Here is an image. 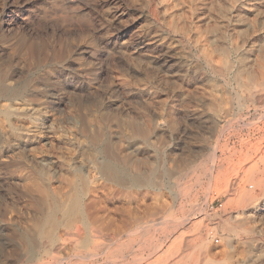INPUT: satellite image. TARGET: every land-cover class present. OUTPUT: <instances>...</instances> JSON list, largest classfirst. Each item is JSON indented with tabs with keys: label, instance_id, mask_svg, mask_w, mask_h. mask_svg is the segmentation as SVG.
<instances>
[{
	"label": "rangeland",
	"instance_id": "rangeland-1",
	"mask_svg": "<svg viewBox=\"0 0 264 264\" xmlns=\"http://www.w3.org/2000/svg\"><path fill=\"white\" fill-rule=\"evenodd\" d=\"M263 175L264 0H0V264H264Z\"/></svg>",
	"mask_w": 264,
	"mask_h": 264
},
{
	"label": "bare ground",
	"instance_id": "bare-ground-1",
	"mask_svg": "<svg viewBox=\"0 0 264 264\" xmlns=\"http://www.w3.org/2000/svg\"><path fill=\"white\" fill-rule=\"evenodd\" d=\"M214 158H215V156H214ZM107 162H108V161H106V163H107ZM115 163H116V162H115ZM112 164H114V163H112ZM112 164H109V163H107V164H103V166H102V171H103L104 173H106V174L109 173V175L112 174V172L115 173L116 168H115V170H114V167L112 166ZM214 164H215V163H214ZM122 169H123V168H122ZM118 171H119V169H118ZM125 172H126V171H125ZM104 173H103V174H104ZM115 175H116V174H115ZM252 176H253V175H252ZM263 176H264V175H263ZM108 177H109V176H108ZM113 177H115V176L113 175ZM116 177H117V176H116ZM250 177H251V176H250ZM256 177H257V176H256ZM119 178H120V177H119ZM124 178H125V177H124ZM131 178H132L131 180H133L134 183H138V178H137V177H135V176L132 177V176H131ZM79 179H81V178H79ZM82 179H83V178H82ZM108 179H109V178H108ZM120 179H121V178H120ZM127 179H128V178H127ZM254 179H255V178H254ZM110 180H112V179L110 178ZM114 180H115V179H114ZM251 180H252V179H251ZM118 181H119V180H118ZM77 182H78V181H77ZM81 182H82V181H81ZM141 183H142V182H141ZM250 183H251V182H250ZM260 183H261V182H260ZM41 184H42V183H41ZM85 184L88 185L87 183H85ZM77 185H79V184H77ZM142 185H143V184H142ZM249 185L251 186V184H249ZM73 186H74V185H73ZM90 186H91V185H90ZM133 186H134V185H133ZM136 186H137V185H136ZM149 186H150V185H149ZM258 186H261V185H258ZM44 187H45V186H44ZM76 188H77V187H76ZM45 189H46V188H45ZM77 189H78V188H77ZM81 189H82V188H81ZM83 189H84V188H83ZM83 189H82V190H83ZM257 189H258V188H257ZM75 191H76V190H75ZM86 191H87V190H86ZM86 191H85V192H86ZM252 191H253V190H252ZM263 191H264V190H263ZM80 192H82V191H80ZM47 194H48V192H47ZM77 194H79V193L77 192ZM252 195H253V194H252ZM46 196H47V195H46ZM73 196H75V194H74ZM245 196H248V195H245ZM253 196H254V195H253ZM82 197H83V196H82ZM250 197H252V196H250ZM74 198H75V197H74ZM83 198H84V197H83ZM86 198H87V197H86ZM54 199H55V198H54ZM56 199H58V198H56ZM80 199L82 200V198H80ZM244 199H245V198H244ZM58 200H59V199H58ZM71 200H72V199H71ZM87 200H88V199H87ZM72 201H74V200H72ZM55 202H56V201H55ZM67 202H68V201H67ZM74 202H75V204L78 206L79 203H80L79 198H77L76 201H74ZM87 202H88V201H87ZM254 202H255V201H254ZM83 203H84V202H83ZM83 203H82V204H83ZM58 204H60V203H58ZM62 204H64V203L62 202ZM66 204H67V203H66ZM72 204H73V203H72ZM251 204H252V203H251ZM255 204H256V203H255ZM258 204H259V203H258ZM55 205H56V204H55ZM69 205H70V204H69ZM84 205H85V203H84ZM84 205H82V206H84ZM249 205H250V204H249ZM247 206H248V205H247ZM257 206H258V205H257ZM68 207H70V206H67V208H68ZM56 208H57V207H56ZM56 208H55V209H56ZM60 208H61V206H60ZM62 208H63V207H62ZM71 209H72V208H71ZM82 209H83V207H82ZM57 210H58V209H57ZM72 210H73V209H72ZM65 211H66V210H65ZM65 211H64V212H65ZM75 211H76V210H75ZM49 212H50V210H49ZM52 212H53V211H52ZM61 212H63V210H62ZM70 212H71V211H70ZM250 212H251V211H250ZM253 212H254V211H253ZM256 212H257V211H256ZM54 213H55V212H54ZM56 213H57V212H56ZM67 213H68V210H67ZM72 213H74V212H72ZM76 213H77V212H76ZM78 213H79V212H78ZM248 213H249V212H248ZM63 214H64V213H63ZM46 215H48V212H47ZM46 215H45V216H46ZM65 215H66V213H65ZM82 215H83V214H82ZM82 215H81V216H82ZM247 215H248V214H247ZM251 215H252V213H251ZM54 216H55V214H54V215L49 214V216H48V221H46V222H50V223H51L52 220L54 219ZM72 216H73V215H72ZM77 216H78V215L76 214V217H75L76 219L78 218ZM84 216H85V215H84ZM57 217H58V216H57ZM57 217H56V218H57ZM63 217H64V216H63ZM88 217H89V216H88ZM88 217H87V218H88ZM68 218H69V215H68ZM73 218H74V216L72 217V219H73ZM70 219H71V218H70ZM72 219H71V220H72ZM84 219H85V218H84ZM244 219H245V218H244ZM246 219H247V218H246ZM45 220H46V219H45ZM58 220H59V219H58ZM88 220H89V219H88ZM55 221H56V220H55ZM59 221H60V220H59ZM73 221H74V219H73ZM79 221H80V220H79ZM162 221H163V220H162ZM69 222H70V221H69ZM71 222H72V221H71ZM77 222H78V221H77ZM88 222H89V221H88ZM164 222H165V221H164ZM38 223H39V222H38ZM61 223H63V222H61ZM78 223H79V222H78ZM83 223H84V221H83ZM67 224H68V223H67ZM71 224H72V223H71ZM156 224H157V223H156ZM161 224H162V223H161ZM35 225H36V224H35ZM39 225H40V224H39ZM63 225H64V224H63ZM78 225H79V224H76V226H78ZM164 225H165V224H164ZM44 226H45V224H44ZM67 226H68V225H67ZM67 226H66V227H67ZM35 227H37V226H35ZM50 227H52V226H50ZM56 227H57V226H55V228H56ZM79 227H80V226H79ZM38 228H39V227H38ZM38 228H37V229H38ZM62 228H63V227H62ZM49 229H50V228H49V226H48V231H49ZM58 229H59V228H58ZM58 229H55V230H58ZM75 229H77V228L75 227ZM51 230H52V229H51ZM232 230H233V229H232ZM48 231H47V232H48ZM53 231H54V230H53ZM61 231H63V230H61ZM230 231H231V230H230ZM47 232H46V233H47ZM50 232H51V231H50ZM214 232H215V231H214ZM231 232H232V231H231ZM242 232H243V231H242ZM43 233H44V232H43ZM43 233H42V235H43ZM54 233H55V232H54ZM61 233H62V232H61ZM61 233H60V235H61ZM66 233H69V232H66ZM72 233H73V232H72ZM76 233H77V232H76ZM211 233H212V232H211ZM215 233H216V232H215ZM50 234H51V233H50ZM52 234H53V233H52ZM56 234H57V231H56ZM58 234H59V233H58ZM62 234H63V233H62ZM180 234H181V233H180ZM218 234H219V233H218ZM218 234H217V235H218ZM38 235H39V234H38ZM40 235H41V234H40ZM42 235H41V236H42ZM46 235H47V234H46ZM74 235H75V233H74ZM215 235H216V234H215ZM71 236H72V235H71ZM213 236H214V235H213ZM220 236H221V235H220ZM44 237H45V236H44ZM50 237H51V236H50ZM52 237H53V236H52ZM52 237H51V238H52ZM61 237H62V236H61ZM61 237H60V238H61ZM66 237H67V236H66ZM66 237H65V238H66ZM214 237H215V236H214ZM70 238H71V237H70ZM70 238H69V239H70ZM72 238H73V237H72ZM211 238H212V237H211ZM28 239H29V238H28ZM43 239H45V238H43ZM48 240H51V239L48 238ZM48 240H46V242H47ZM62 240H63V239H62ZM26 241H28V240H26ZM44 241H45V240H44ZM60 241H61V240H60ZM64 241H65V240H64ZM84 241H85V240H84ZM30 242H31V241H30ZM53 242H54V241H53ZM62 242H63V241H62ZM87 242H88V241H87ZM159 242H160V241H159ZM43 244H46V243H43ZM48 244H49V243H48ZM62 244H63V243H62ZM62 244H61V245H62ZM65 244H66V243H65ZM28 245H29V244H28ZM28 245H27V246H28ZM30 245H31V244H30ZM40 245H41V244H40ZM51 245H52V244H51ZM57 245H58V244H57ZM57 245H55V246H57ZM31 246H32V245H31ZM43 246H44V245H43ZM49 246H50V245H49ZM52 246H53V245H52ZM52 246H51V247H52ZM58 246H59V245H58ZM155 246H156V245H155ZM29 247H30V246H29ZM156 247H157V246H156ZM181 247H182V246H181ZM207 247H208V246H207ZM44 248H45V247H44ZM47 248H48V247H47ZM61 248H62V247H61ZM214 248H215V247H214ZM214 248H213V249H214ZM29 249H30V248H29ZM40 249H41V248H40ZM49 250H50V249H49ZM207 250H208V249H207ZM211 252H212V251H211ZM30 253H31V252H30ZM33 253H34V252H33ZM214 253H216V252H214ZM28 254H29V253H28ZM38 254H39V253H38ZM40 254H41V253H40ZM206 254H207V253H206ZM31 255H32V253H31ZM35 255H36V254H35ZM185 255H186V253H185ZM188 255H190V254H188ZM202 255H203V253H202ZM26 257H27V256H26ZM182 257H183V256H182ZM201 257H202V256H201ZM226 257H227V256H226ZM142 258H143V257H142ZM145 258H146V257H145ZM195 258H196V257H195ZM180 259H181V258H180ZM193 259H194V258H193ZM201 259L203 260L204 258H201ZM29 260H30V258H29ZM134 260H135V259H134ZM137 260H138V259H137ZM184 260H185V258H184ZM191 260H192V259H191ZM202 260H201V261H202ZM129 261H130V260H129ZM135 261H136V260H135ZM182 261H183V260H182ZM205 261H206V260H205ZM217 261H218V260H217ZM223 261H224V260H223ZM131 262H132V261H131ZM136 262H138V261H136ZM186 262H187V261H186ZM208 262H211V261H208ZM212 262H213V261H212ZM212 262H211V263H212ZM220 262H221V261H220ZM134 263H135V262H134ZM217 263H218V262H217ZM224 263H225V262H224ZM224 263H223V264H224ZM128 264H129V263H128ZM184 264H185V263H184ZM203 264H205V263H203Z\"/></svg>",
	"mask_w": 264,
	"mask_h": 264
}]
</instances>
